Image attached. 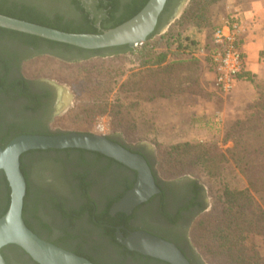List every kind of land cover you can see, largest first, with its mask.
I'll return each instance as SVG.
<instances>
[{"label": "flooded vegetation", "instance_id": "1", "mask_svg": "<svg viewBox=\"0 0 264 264\" xmlns=\"http://www.w3.org/2000/svg\"><path fill=\"white\" fill-rule=\"evenodd\" d=\"M43 1L47 4H42ZM53 2L55 0H0V9L27 11L50 22L79 20L74 14L49 7ZM79 2L88 13V2ZM96 26L100 27L99 20ZM7 35L0 33V147L23 134L59 133L49 130V126L68 102V97L59 94L50 81L29 79L20 70L24 60L33 54H54L55 49L37 47ZM112 139L123 145L120 139ZM126 147L144 156L158 191L129 213L114 214L111 207L136 181L134 170L90 151L64 149L24 153L20 165L26 180L23 215L28 227L40 238L73 253L85 254L97 264H169L135 251L125 252L117 234L127 236L135 231H145L173 243L189 264H204L188 233L191 221L205 206L201 185L189 177L160 178L150 152ZM2 176L0 173V204L4 188ZM63 187L69 189L71 198L68 200L51 194ZM4 255L19 264H36L27 255L12 249L4 251Z\"/></svg>", "mask_w": 264, "mask_h": 264}, {"label": "rangeland", "instance_id": "2", "mask_svg": "<svg viewBox=\"0 0 264 264\" xmlns=\"http://www.w3.org/2000/svg\"><path fill=\"white\" fill-rule=\"evenodd\" d=\"M86 1L88 14L100 19L103 12L94 7L95 0ZM188 2L172 22L168 23V20L163 18L158 35L164 34L169 25L180 18ZM245 3L246 0H243L239 5ZM42 4L47 2L43 1ZM48 6L78 15L69 0H55ZM227 11L226 5L219 4L215 8L212 23L216 26L221 24L230 14ZM119 13L118 11L116 15ZM190 28L202 31L204 41L201 49L204 50L210 28L208 30L188 27L180 40L184 49L182 46L177 49L176 43L165 45L162 40L154 44L155 51L168 48L169 60L184 58L181 64L184 66L173 83L171 81L161 83L159 76H155L146 85L132 92H129L130 87L122 85L134 79L133 74L141 59L137 52L139 44L132 46V52L79 60L75 57L69 58V55L61 50H54V54L36 53L24 60L20 68L23 76L50 81L60 87L64 97H68V102L51 122L49 130L89 132L120 139L123 145L143 148L150 152L153 167L160 178L174 180L189 177L203 184L201 187L205 196V206L191 221L189 236L192 227L200 218H208L216 211L219 197L225 190H249L246 175L234 161L232 154L234 143L228 132L237 120H247L254 113L264 117V93L258 95L253 84L250 86L252 90H248L245 84L228 93L219 90L205 52L200 51V47L189 48L186 45L187 31ZM7 37L14 39L10 35ZM88 80H92L93 84H97L96 82L102 84L105 80L110 82L107 98L113 106L121 101L127 102L122 114L119 115L123 121L121 128H112V117L107 112L90 117L86 111H82L84 108L80 104L89 100L87 94L84 96L82 92H90V88H79L78 83ZM252 128L253 131H241L249 145L248 149L263 144L264 140L262 126ZM182 143L198 145L196 152L205 151L208 157H185L180 161L181 157L176 155L174 146ZM200 159H212L209 162L211 167L200 166V162L197 161ZM257 169L264 171V167ZM250 192L254 195L252 191ZM51 194L61 199L71 198L68 187L57 189ZM261 207L264 209L262 204ZM254 243L264 253V238L255 237ZM11 264L19 263L12 260Z\"/></svg>", "mask_w": 264, "mask_h": 264}, {"label": "trees", "instance_id": "3", "mask_svg": "<svg viewBox=\"0 0 264 264\" xmlns=\"http://www.w3.org/2000/svg\"><path fill=\"white\" fill-rule=\"evenodd\" d=\"M69 1L76 12H78V21L49 22L34 13L31 14L27 11L11 9L6 11L0 9V14L69 33H101L104 30L113 28L130 19L140 11L148 0H95L94 7L103 12L100 19H97L95 16L90 18L91 16L84 10L79 0ZM229 1H233L236 5L243 2V0H189L180 18L169 25L168 30L164 34L158 35L159 29L163 24V16L169 11V8H171L173 4L177 3V0H167L164 10L159 17L156 29L144 42L139 44L140 47L137 52H139L138 54H140L141 59L138 62V68L133 74L134 79L132 78L129 83H123L122 85H126L128 88L130 87L129 92H132L134 89H139L146 85L148 81H151L155 76H159L161 83L168 81L173 83L175 77L184 66L181 65L184 62V58L169 60L168 48L155 51L154 44L162 40L165 42V45L176 43V48L180 49L183 45L180 40L184 37L183 35L186 29L190 26L208 30L210 28L209 39L204 45L205 57L209 61V55L215 47L213 33L217 28V26L212 23V17L215 14V8L219 4L227 6ZM118 11L120 13L116 15ZM98 20L100 22V27L96 26ZM0 33H7L14 39L26 41L37 47L43 46L61 50L78 60L93 56H113L133 51L132 46L128 45L87 50L7 29L0 28ZM182 48L184 49V46H182ZM239 76L250 81L255 86L258 95H263L264 80L254 79L252 76L248 75L245 70H243ZM96 83L97 84H93L92 80L78 83L79 88H90V92H82L84 96L87 94L89 98V100L80 104V106L84 108L82 111H86V114L90 117H95L97 114H104L107 112L110 117H112V128H121L123 121L119 115L122 114V110L125 109L127 102L124 103V101H121L113 106L112 102L108 101L107 98V94L110 90V82L105 80L102 84L100 82ZM112 108H114V110ZM257 125L262 126L264 131V117L260 116L258 113H254V115H251V117L249 116L247 120H237L234 127L228 132L229 137L234 143L232 149L234 161L242 168L248 179L250 188L249 190H225L219 197L216 211L208 218H200L192 227L189 238L204 264H264V253H262L254 243L255 237L264 238V209L261 207V204L264 207V171L262 169H257L258 167H264V140L262 141L263 144L248 149L247 146L249 145L241 133V131L244 130L253 131L254 128L252 127ZM5 145L6 144L3 146ZM196 146L198 145L182 143L174 146V150L176 155L181 157L180 161L185 157L207 158L208 153L201 150L196 152ZM76 150L86 152V150L82 149ZM95 154L99 157H103L101 154ZM197 161L200 162V166L204 165L203 167L205 168L211 167L209 162H211L212 159H200ZM0 173L3 175L2 179L4 182V188L2 189L3 200L0 204L1 216L9 207L10 187L4 173L2 171H0ZM196 181L203 187V184L199 183L198 180ZM250 191H252L256 197H254ZM121 247L125 252L128 251L124 246ZM9 249L19 254L26 255L19 247L7 245L1 249V253L7 264H11V260L9 258L6 259L4 251ZM75 254L87 258L85 254L82 255L77 251ZM29 259L31 260V258ZM87 259L97 264L90 258Z\"/></svg>", "mask_w": 264, "mask_h": 264}, {"label": "water", "instance_id": "4", "mask_svg": "<svg viewBox=\"0 0 264 264\" xmlns=\"http://www.w3.org/2000/svg\"><path fill=\"white\" fill-rule=\"evenodd\" d=\"M167 0H148L130 19L101 33H69L0 14V28L30 34L73 47L95 50L116 46H135L154 32ZM188 0H180L164 17L172 22ZM52 83V82H50ZM61 93L60 87L52 83ZM82 149L101 154L137 173L133 186L111 207V213H129L158 191L151 168L143 155L135 153L108 136L89 132H59L53 134H23L0 147V171L10 187V203L0 216V264H6L1 249L7 245L19 247L36 264H94L89 259L58 247L36 235L23 218L26 180L21 170V156L30 151ZM118 241L128 250L160 259L169 264H189L173 243L145 231L117 234Z\"/></svg>", "mask_w": 264, "mask_h": 264}, {"label": "crops", "instance_id": "5", "mask_svg": "<svg viewBox=\"0 0 264 264\" xmlns=\"http://www.w3.org/2000/svg\"><path fill=\"white\" fill-rule=\"evenodd\" d=\"M228 13H237L240 23V40L244 52V70L257 80H264V0H246L243 5H236L229 1ZM204 36L201 30L190 28L187 31V47H200L203 49ZM213 77L214 72L211 70ZM247 85L248 90H252L251 82L239 77L232 91L241 85ZM231 91V92H232Z\"/></svg>", "mask_w": 264, "mask_h": 264}, {"label": "built area", "instance_id": "6", "mask_svg": "<svg viewBox=\"0 0 264 264\" xmlns=\"http://www.w3.org/2000/svg\"><path fill=\"white\" fill-rule=\"evenodd\" d=\"M239 33L240 23L236 12L224 18L213 33L215 47L209 55V63L215 74L216 86L225 93L232 91L244 70V52Z\"/></svg>", "mask_w": 264, "mask_h": 264}]
</instances>
